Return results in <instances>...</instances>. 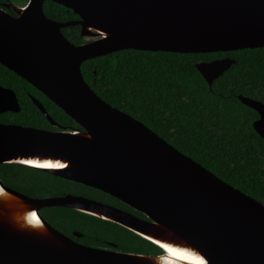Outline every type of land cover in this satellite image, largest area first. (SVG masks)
I'll list each match as a JSON object with an SVG mask.
<instances>
[{
  "label": "water",
  "instance_id": "water-1",
  "mask_svg": "<svg viewBox=\"0 0 264 264\" xmlns=\"http://www.w3.org/2000/svg\"><path fill=\"white\" fill-rule=\"evenodd\" d=\"M26 1L22 7L0 5V64L80 128L0 123V164L52 172L107 193L146 218L72 193L31 197L0 179V264H163L168 255L155 241L183 247L206 264H264V205L105 102L81 73L84 61L123 49L211 53L264 47V0H51L78 16L62 22L46 17V0ZM71 25L80 26L81 37L93 39L69 42L61 28ZM234 62L223 57L195 66L211 85ZM237 98L257 113L252 126L264 139V103ZM31 100L56 125L40 101ZM19 109L15 92L0 85V113ZM44 160L60 166H44ZM52 206L115 222L162 253L77 242L40 215V208ZM30 212L39 223L28 221Z\"/></svg>",
  "mask_w": 264,
  "mask_h": 264
},
{
  "label": "trees",
  "instance_id": "trees-1",
  "mask_svg": "<svg viewBox=\"0 0 264 264\" xmlns=\"http://www.w3.org/2000/svg\"><path fill=\"white\" fill-rule=\"evenodd\" d=\"M6 2L22 6L26 0H0V5ZM43 11L60 22L78 18L51 0L44 1ZM61 32L73 44L86 41L79 25L63 27ZM223 57L235 62L208 85L195 64ZM81 73L105 102L264 205V139L252 126L258 115L237 98L242 95L264 103V47L211 53L123 49L84 61ZM0 85L15 92L20 107L18 112L0 113V123L56 130L32 102L33 96L63 129L80 128L44 94L1 64ZM0 179L31 197L81 194L131 210L100 190L19 163L0 164ZM39 213L62 233L80 232V238L72 237L89 246L112 248L107 244L111 242L123 252L162 253L149 240L109 220L61 206L45 207Z\"/></svg>",
  "mask_w": 264,
  "mask_h": 264
},
{
  "label": "bare ground",
  "instance_id": "bare-ground-1",
  "mask_svg": "<svg viewBox=\"0 0 264 264\" xmlns=\"http://www.w3.org/2000/svg\"><path fill=\"white\" fill-rule=\"evenodd\" d=\"M34 161V160H32ZM42 164H44V166H60V162L58 161H42L41 162ZM34 212H30L28 214L29 218H28V221H30L31 223H34V224H37V221H39V219L36 218H31V215ZM39 223V222H38ZM156 245H158L159 247H161V245H167L169 246L170 248L172 249H177V250H183L184 253H191V255H185V258L183 259H180L178 258L179 256V253H173V252H169L166 248L162 247L164 249V251L166 252V254L168 255L167 258H161V261L163 260V264H179L178 262L179 261H186V262H189V263H192V264H197V260H196V257H199V258H202L204 260L203 257H201L200 255H196L195 253L191 252V251H188V250H185L183 247H178V246H175V245H172V244H168V243H164V242H161V241H155ZM169 255L171 258H169ZM205 261V260H204Z\"/></svg>",
  "mask_w": 264,
  "mask_h": 264
},
{
  "label": "flooded vegetation",
  "instance_id": "flooded-vegetation-1",
  "mask_svg": "<svg viewBox=\"0 0 264 264\" xmlns=\"http://www.w3.org/2000/svg\"><path fill=\"white\" fill-rule=\"evenodd\" d=\"M27 2V1H26ZM11 3V2H10ZM12 5H15V4H13V3H11ZM11 16H17V13L16 12H14L13 10H12V8L11 7H9V8H5V7H3ZM52 118V117H51ZM54 121V120H53ZM55 123H56V125H51L50 123V125L52 126V127H54L56 130L55 131H58V130H62L63 129V127L62 126H60L56 121H54ZM48 130H50V129H48ZM52 130V129H51ZM80 184V183H79ZM97 190V189H96ZM64 194H66V193H64ZM73 194V193H72ZM75 195H81V194H75ZM82 196H84V195H82ZM85 197H88V196H85ZM88 198H90V197H88ZM90 199H94V198H90ZM94 200H96V201H100V200H97V199H94ZM100 202H102V201H100ZM121 202V201H120ZM102 203H105V204H108V205H111V206H113V207H116V208H119V209H122V210H125V211H127V212H130V213H132L133 215H135V216H138V217H140V218H146L145 217V215H143L141 212H138V211H136V210H134L133 208H131V207H129L128 205H126L127 207H129L131 210H129V209H126V208H124V207H121V206H118V205H114V204H109V203H106V202H102ZM122 203V202H121ZM124 204V203H123ZM41 209H43V208H40L39 209V211L41 210ZM132 210H134L135 212H137V213H139V214H141V215H143L144 217H141V216H139V215H137V214H135ZM93 216V215H92ZM96 217V216H95ZM73 232H76V231H72V236L73 237H75V238H80L81 236H82V234H81V236H76V235H74V233ZM64 234H66V233H64ZM66 235H68V234H66ZM68 236H70V235H68ZM72 236H70L73 240H75ZM76 241V240H75ZM78 242V241H77ZM107 244L110 246V247H112V248H107V247H99V248H105V249H115V247H113L112 246V244L113 243H111V242H107ZM95 247V246H94ZM116 250V249H115Z\"/></svg>",
  "mask_w": 264,
  "mask_h": 264
},
{
  "label": "snow or ice",
  "instance_id": "snow-or-ice-1",
  "mask_svg": "<svg viewBox=\"0 0 264 264\" xmlns=\"http://www.w3.org/2000/svg\"><path fill=\"white\" fill-rule=\"evenodd\" d=\"M30 215H31V218H35V215L36 214L35 213H32ZM38 222L39 221H37V223ZM161 247L166 248L169 252L179 253L178 258H180V259L185 258V255H189V256L191 255V253H184L183 250L172 249V248H170L167 245H161ZM196 260H197V264H206V262L202 258L196 257Z\"/></svg>",
  "mask_w": 264,
  "mask_h": 264
},
{
  "label": "rangeland",
  "instance_id": "rangeland-1",
  "mask_svg": "<svg viewBox=\"0 0 264 264\" xmlns=\"http://www.w3.org/2000/svg\"><path fill=\"white\" fill-rule=\"evenodd\" d=\"M25 4H26V3H24V5H25ZM24 5H22V6H24ZM15 6H16V7H22V6H19V5H16V4H15ZM85 39H86V41H89V40H92L93 38H92V37H88V38L86 37ZM76 232H78V231H76ZM79 233H80V232H79Z\"/></svg>",
  "mask_w": 264,
  "mask_h": 264
}]
</instances>
